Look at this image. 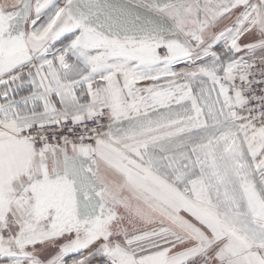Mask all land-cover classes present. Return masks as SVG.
<instances>
[{
    "label": "snow or ice",
    "instance_id": "snow-or-ice-1",
    "mask_svg": "<svg viewBox=\"0 0 264 264\" xmlns=\"http://www.w3.org/2000/svg\"><path fill=\"white\" fill-rule=\"evenodd\" d=\"M0 264H264V0L0 2Z\"/></svg>",
    "mask_w": 264,
    "mask_h": 264
},
{
    "label": "rangeland",
    "instance_id": "rangeland-1",
    "mask_svg": "<svg viewBox=\"0 0 264 264\" xmlns=\"http://www.w3.org/2000/svg\"><path fill=\"white\" fill-rule=\"evenodd\" d=\"M0 2H3V0H0Z\"/></svg>",
    "mask_w": 264,
    "mask_h": 264
}]
</instances>
